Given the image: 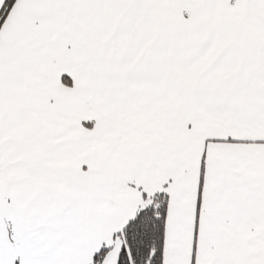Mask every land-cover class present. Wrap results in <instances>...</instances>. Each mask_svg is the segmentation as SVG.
Listing matches in <instances>:
<instances>
[{
	"label": "snow or ice",
	"instance_id": "1",
	"mask_svg": "<svg viewBox=\"0 0 264 264\" xmlns=\"http://www.w3.org/2000/svg\"><path fill=\"white\" fill-rule=\"evenodd\" d=\"M0 264H264V0H0Z\"/></svg>",
	"mask_w": 264,
	"mask_h": 264
}]
</instances>
